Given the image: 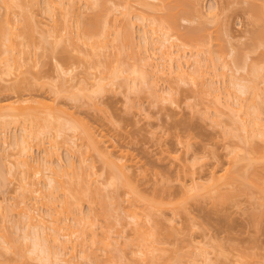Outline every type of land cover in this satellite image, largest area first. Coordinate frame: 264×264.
I'll return each mask as SVG.
<instances>
[{
  "label": "bare ground",
  "instance_id": "1",
  "mask_svg": "<svg viewBox=\"0 0 264 264\" xmlns=\"http://www.w3.org/2000/svg\"><path fill=\"white\" fill-rule=\"evenodd\" d=\"M104 1L106 2L107 0ZM104 1L85 0V6L89 7L91 10V16L89 18L86 17L87 20L82 17L80 8L75 6V0H46L44 7L42 6V14L49 16L51 25H45L41 19L38 18L37 13L34 12V8L36 9V6L39 8V5H41L38 0H0V11L2 12H0V74L2 76H16V72H18L21 67V64L16 62V58L19 55L25 54L24 45L27 47H29V45L33 46L31 43L33 41L36 42L35 36L43 37L42 35H46L51 38L49 42L50 47L52 46L54 49V47L57 48L62 45L66 52H76L79 63L85 65L86 70L95 69L98 72V74H93L94 76L91 73H86L84 78L81 81L79 80V82L73 80L75 77L69 75L68 77L71 76V78L67 77L69 82L73 80L72 82L74 84L79 83V85L72 84V88L77 86L75 89L77 93L79 92V94L75 93L76 95L71 94L72 96L78 97L79 95L85 98L86 103L97 108L95 102H93L95 99L94 97H97L96 95L104 94L115 85H121V87L124 86V88L126 87V89H128H125L127 93H146L152 99V103L155 102L153 104H159V102L163 103L166 102V100L169 101L171 94L169 98L166 97L167 99L163 93L160 94L156 88V81L159 77H162V80L163 77H165V79L169 77V83L171 80L174 85L173 89H180L183 84L187 85L188 83L190 89H192H189V91H191L193 95H198V101L203 104V110L200 115H202L204 119L210 118L211 116L208 113V109L212 107L213 116L211 123L216 127L222 128L223 139L235 141H231L232 143L230 142L231 149L226 154L228 158L226 167L219 170L213 168L207 174L208 176L206 175L205 179H202L200 178L201 176L199 177L196 175V169H194L195 164L186 165L184 162L179 170L183 173L182 177L180 175L176 176L179 190L177 195H173L170 180L165 177V179L160 178L159 182L163 184L161 189L155 192L156 195L145 197L135 184L136 180L134 176L130 173L131 167L136 165L137 161H134L127 152L119 151L112 143L110 137L103 133L102 130L100 131L98 129V131L95 127L87 123L76 125L71 123V121L69 122L66 120L68 121L66 122L65 119L63 120L60 115L61 113L66 115L67 112L59 107V103H57L55 99L47 101L41 98L42 100L33 99L32 101V99L17 96L10 102L0 104L2 105L0 106V122L2 123V127L3 125L8 126V124L14 123L21 125V135L15 137L14 143H12L15 150L14 154L17 153L11 155L12 159L10 154H5V160H2V168H4V161H8L10 166H8L9 168L6 172L10 174L12 178H17L16 180H18L19 182H17L20 184L18 186L24 190L23 193H33L34 196V201L33 199L31 201V198L28 201L20 199V201L16 203L18 207L16 213H20L19 216L22 218V221L25 219L23 222L26 223V229H22V231L26 230V232H24L25 235L23 234L22 236L24 238L23 243L26 242V245L24 244L26 247L24 248V246H22L21 250H19V259H26L25 253L29 250L28 254H30V257L26 253L29 257L26 260L35 258L34 261H38L36 264L40 262V264H43V262H46L45 264H81L82 260H85L89 264H100L98 263L100 260L97 257L99 255L95 253L96 251L93 248L95 243L94 239H96L98 234L95 233V224H93L92 221H102L105 223L104 226L101 227V236L99 235L97 238V241L100 238L99 244L101 248H103L102 250L108 251L109 247L118 245L116 239H112L119 235L114 236L111 231L112 228L121 224L125 227H130L131 231L129 237L123 242V247L121 246L117 251L115 249L116 247H114V254L119 256L114 257V254L113 256L110 255L104 261V264H123L126 260H129L130 264H209V262L211 263L212 261L214 262L211 264H228L229 261L231 262H229V264H261L259 261L260 254L258 249L249 253L251 254L250 256L237 254L232 257L230 253L225 252L222 246L217 243L218 245L214 246V259L211 260L209 251L201 247L202 245L199 244V242L196 244L192 243L194 240H191L192 242L190 241L192 250L188 248V253L185 251L186 255L182 254L179 259L165 256L169 251L168 248L165 247L166 240L174 233V228L171 224L173 221L166 219L165 216L166 213L172 216H189L188 206L190 202L200 203L207 201L214 209H218L230 204L236 205V199L238 197H244L247 199H256L255 201L258 202L257 210H262H260V213L258 211L256 212L258 214H256L254 218L255 228L259 227L258 224L262 223L261 221L264 215V124H262L263 121L261 117H263L264 110L261 109L262 105H259V103L257 104V101H260V99L263 100L262 95L264 94V87H258V83L260 84L262 81L264 83V74L262 73L261 75L262 69L260 68L259 72H254L256 70L253 68L250 69L252 66L243 60L241 62L244 64L239 66L240 61L238 62V60L240 59L233 57V64L235 68L237 66L236 70L248 67L250 71L247 70L249 71L247 73L250 77H248L247 74V77L240 78L241 80L243 79V81L239 80L237 77L228 80L230 83L228 82L227 86H225L227 98L222 101L220 89L214 87L212 82L207 84L204 81V77L206 73H208L204 71V67H208L211 68L213 75L220 76V80H223V84L226 85L227 82L225 80L226 82L224 83L226 72L224 70L225 68L222 67L223 65L219 67L218 71L217 67L219 64L216 66L218 60L215 61L210 57L211 51L209 44L211 43L210 39H207L210 38L209 34L202 35V38H198L189 33V36L186 35V37L184 36L182 38L183 43L179 45L171 44L173 42L170 41L175 39L174 36L177 32V20L178 18L180 19L179 16L189 14V10L191 12L194 11V13L197 12L196 14L198 16L203 15L201 11L197 9L198 4L195 0L191 2L178 1L179 3L175 0L176 5L173 6L170 5L172 3L170 0H159L158 6L163 12V15L155 17L157 14H154L155 16L153 18L156 19L151 18L152 20L149 19V23H142L139 26L140 34L138 37L141 43L134 41L135 27L132 19L137 18L144 22V18H146L145 15L141 13L135 14V17L131 18L132 3H130V0H121L123 7L119 15H121L122 18H117V16H115L116 14H113L114 9L117 7H109L107 2L105 3ZM254 7L257 6L255 5ZM117 10L118 9L115 11ZM16 11L22 19V23L19 26H16L13 19L10 17L11 14H14ZM260 12L261 11L257 13L260 14ZM110 13L113 15H110ZM252 13L255 14L256 12L253 11ZM211 14L212 13H210V15ZM82 19H86L88 22ZM109 19H112V23ZM48 27H51V29ZM111 27L113 28L112 31L110 30ZM147 28H150L149 30L153 37L147 35L149 32ZM172 33H174V36H172ZM110 36L111 38H109ZM26 39L27 44L23 42V40ZM255 39L259 40V36ZM110 43L112 44L113 52L110 50L108 54L107 51L110 47ZM186 46L196 50L194 56H192V51L189 52L190 57L194 60L192 65L189 63L187 58L188 55L186 56ZM134 49H138L139 52L137 53ZM126 50H133L129 58L137 56L138 64H126L127 61L122 57V51ZM140 51L141 54L143 52L145 56H141ZM202 52H207L209 54L208 58L206 57L205 59L211 62L210 65L207 63L206 65H202L205 61L201 62V60L198 59L199 54ZM158 55H160V57ZM157 58L158 60L160 58L161 61L159 65L156 63L158 62V60H156ZM17 64H19V66ZM192 66H194V68L189 70ZM57 69L59 74L62 73L65 75L67 72V70L63 69L61 66H58ZM251 71L253 72L251 73ZM254 73H258L257 75H260L258 76L259 78H253ZM68 74L69 73H67V75ZM67 80L65 79L63 82H68ZM247 80L248 83H246ZM179 85H181L179 88L176 87ZM78 86H80V88ZM229 88H233L234 91L232 92V89L230 90ZM242 96L244 98H242ZM206 97H210V100L204 102ZM174 99L172 100L174 101ZM172 100H170V102H173ZM257 105L261 107H257ZM70 114L72 115V113ZM70 114L68 116H71ZM223 117L228 118V120L230 119L229 124L235 126L234 132L223 128L222 124L224 123L223 120L221 121ZM67 132L71 133L73 138L76 136L87 148L84 147V151H82L83 149H78L79 152L81 151L80 154L77 153L80 164H85L87 159L85 160L84 157H88L89 153H94L99 157V160H103L102 163L105 164L103 165L105 169H103L104 171L107 170L105 173L108 172V180L105 179L107 183L104 185H107V189H110L108 192H105L106 196L104 192H101L102 189L98 187V185L93 184L88 177L89 175L90 177L93 175L95 176L96 172L93 171L92 173L93 166L91 167L92 169H89L91 173H87L88 175L86 174L84 178H79L78 174L73 170L74 165H69L71 166L70 168H72V172L68 171L67 179H64L65 175L57 172L54 167V161L51 158L52 155L55 154V151H57V148L52 154L48 151L46 154L47 157L36 166L34 164L35 162H31V156H28V154H30L28 151L31 147L29 145L31 142H36V145L40 146L44 145V141L47 140L49 150L57 145L58 139H61V141L66 144L70 142L72 145L71 147L75 146L77 143L74 142L75 140H68L69 133L67 134ZM257 139L259 142L263 141L262 144L256 143L255 140ZM178 142L183 143L181 140H178ZM184 143L185 149L188 150L190 148V138L185 140ZM48 148L45 147L44 149L47 150ZM82 155L83 157L81 158ZM163 159L168 160L172 164L177 163L178 167L180 166V160H182L178 154H171L169 152L164 153ZM56 160L58 161V159ZM186 166H188L187 170L185 169ZM28 169H30V171L32 169L34 173L32 171L33 174L26 171ZM2 170L4 169L0 167V178L3 177L4 172H2ZM27 172L29 175L26 177H32L33 175V178L35 179L36 177V180L33 181V178H26L25 173ZM5 175L6 173H4V177ZM155 175L159 176L158 173H155ZM40 183H43V187L47 192V202L43 205L46 207V210L50 211L48 220L40 215V209L37 207L38 198L35 197V194L38 195L42 191L41 188L38 187ZM120 190L130 198L128 200V206L126 209H123L124 211L122 210L123 213L122 211L120 212L121 208H119V203H116V205L114 204V210H110L113 208L110 199L115 200ZM106 198H109L107 201L109 204L111 203L109 206ZM56 201H60L58 210L55 206ZM84 203H86L94 213L97 211L95 215L96 219L94 218L88 222L78 217L80 216V208ZM93 207L97 210H94ZM6 210L7 208L5 211ZM115 210L117 214L116 212H114L115 214L113 213ZM1 216L3 218L4 215L1 214ZM114 216L121 217L122 220L125 221L127 218V221L123 223L124 221H121L120 218L119 223V220L116 221L118 218L116 217L115 220ZM254 216L255 214L253 217ZM2 218L1 221L4 220H2ZM4 218H6V216ZM70 218L77 221L78 227L74 228L67 225L66 221ZM112 219L113 221L111 222ZM258 219L260 220L259 223ZM112 223L115 224L111 225ZM188 228L191 229L192 226ZM48 230H51L50 234L47 232ZM165 230L168 233H166ZM111 234L114 237L111 238ZM74 235L75 238L72 239ZM0 237H2V235ZM3 237L1 238L3 242H1L2 247L0 246V249L3 250L4 253H8L10 251V246L5 245L7 240L4 235ZM111 240L113 242H111ZM27 242L32 243V245L29 244L27 247ZM69 244L70 246H68ZM77 247L80 248L79 251ZM88 249L90 250L88 251ZM110 249L114 251L112 247L109 248L108 253H112ZM116 252L123 253L117 254ZM4 253L2 251L0 252L1 255ZM31 255L34 257L32 256L33 258H31ZM120 255H123L121 258L126 257L127 259H123V261L120 260ZM117 257H119V259H117ZM78 259L79 261H77ZM114 259H117L118 262Z\"/></svg>",
  "mask_w": 264,
  "mask_h": 264
},
{
  "label": "rangeland",
  "instance_id": "2",
  "mask_svg": "<svg viewBox=\"0 0 264 264\" xmlns=\"http://www.w3.org/2000/svg\"><path fill=\"white\" fill-rule=\"evenodd\" d=\"M45 1L46 0H38L41 5H39V8L36 6V9L34 8V12L37 13L38 18H40L45 25H51V19L49 18V16L42 14V6L44 7ZM170 1H172L170 5H176L175 0ZM178 1L191 2L194 0H176V2ZM195 1L198 4L197 9H199V11H201L203 15L198 16L196 14L197 12L194 13V11L191 12L189 10V14L179 16L180 19L178 18L177 20V32H174L176 35L174 36V33H172V36H174L175 39H172L170 41L173 42L171 44L179 45L183 43L182 38L184 36L186 37V35L189 36V33L195 35L194 37L198 38H202L204 35L209 34L210 38L207 39H210L211 43L209 44L211 51L210 57L215 61L218 60L216 63V66L219 64L217 67L218 71L219 67L223 65L222 67L225 68L223 69L226 72V76L224 77L226 79H224V83L226 81L227 82L226 85L223 84V80H220V76L213 75L211 68L208 67H204V71L208 72L204 77V81L207 84L212 82L214 87L219 88L222 101H224L227 98L225 86H227V83L229 82L228 80H231V78L234 79L235 77L241 80L240 78L245 76L247 77V72H249L252 68L256 70L254 72H259L261 68L263 71H261V75L262 73L264 74V0ZM106 2L109 7H117L114 9L113 14H116L115 16L121 19L122 16L119 15L123 7V3L121 2V0H107ZM75 3V6L80 8L82 17L89 18L91 16V10L89 7L85 6V0H75ZM130 3H132L133 5L131 18L135 17V14L140 13L144 14L146 17L144 18V22L137 18L132 19V22L134 23L135 27L134 41L141 43V40L139 41L138 37L140 34L139 26L142 23H149V19L152 20L151 18H153L156 14L157 15L155 17L162 16L163 12L159 9V0H130ZM253 4H255L257 7H254L255 5ZM116 9L118 10L115 11ZM258 10L261 11L260 14H258ZM253 11L256 13H252ZM210 13H212L211 15L213 17L210 15ZM113 14L110 13V15ZM213 14H215L216 16ZM257 14L258 16H260L261 14L262 15L258 17ZM10 17L13 19L16 26L21 25L22 19L18 15L17 11L14 14H11ZM86 19L82 20L85 21ZM87 20L86 22H88ZM109 20H111L110 22L112 23V19ZM49 29H51V27ZM149 29L150 28H147V30ZM110 30L112 31L113 28L111 27ZM147 35L153 37L150 30ZM42 36L43 37L35 36L36 42L33 41L31 43L33 46L29 45V47H27L24 45L25 54L17 56L16 62L21 64V70L19 69V71L15 74L17 77L14 75L2 76L0 74V104L10 102L17 96L32 99V101L33 99L39 100L41 98H44L47 101L55 99L56 102L59 103V107L67 112L66 115L61 113L60 117L63 118V120L65 119V121H71V123H74L76 125L87 123L88 125L95 127L96 130H102L103 133L107 134L110 137L112 143L114 144V146H116L119 151L121 150L123 152H127L133 158L134 161H137V164L131 167L130 173L134 176V179L136 180L135 184L145 197L156 195L155 192H158L163 184L160 183L159 180L160 178L165 179V177L169 178L170 180V186L172 188L173 195H177L179 193V190L178 180L176 181V176L180 175L182 177L183 173L179 170L181 169V165H183L184 162L186 165L192 163L195 164L194 169H196V175L199 177L201 176L200 178L202 179H205L206 175L213 168L219 170L221 168L226 167L228 161L226 154L231 149V141L235 140L230 141L228 139H223V134L221 130L222 128L216 127L213 123H211V119L213 116L212 107L208 109V113L211 116L210 118L204 119L202 115H200L203 110V104L198 101V95H193L192 92L189 91L190 85L188 83L187 85L181 84L182 86H176L178 88L181 86L180 89H173L174 85L172 84L171 80L169 83V77L168 79H165V77H163V80L162 77H159L158 80L156 79V88L158 92L160 94L163 93L165 98H169L170 94L172 96V99L175 98L173 101L170 96V100H172L173 102H170V100H166V102L162 101L163 103L159 102V104H153L155 102L152 103V99L146 93L137 94V92L130 91H128L130 93H127L125 91L126 87L124 88V86L121 87V85H115L104 94L96 95L97 97H94L95 99L93 100V102H95L97 106V108H95L91 104L86 103L85 98H82L79 95L78 97L71 95L77 93V90L75 89L77 86H75V88H72V84L79 85V83L74 84L72 81L75 80L76 82H79V80L81 81L84 78V75L86 73H91L93 75L95 73L98 74V72L95 69L86 70L85 65L79 63L77 59L78 55L76 52H66L63 49L62 45L58 46L57 48L54 47V49L51 46V48L49 46L51 38L46 35ZM257 36H259V40L255 39L257 38ZM109 38H111V36ZM23 42L27 44V39L23 40ZM186 47V56L188 55L187 58L189 60V63L192 65L194 63V60L190 57L189 52L192 51V56H194L196 50L188 46ZM110 50L113 52L111 43L107 51L108 54L110 53ZM134 50H136L137 53L139 52L138 49ZM131 51H122L123 59L127 61V65L138 64L137 56H135L134 58H129ZM140 55L145 56L143 52L141 54V51ZM158 56L160 57V55ZM208 56L209 54L207 52H202L199 54L198 59L201 60V62L205 61V63H202V65H206V63L209 65L211 64L210 61L205 59L206 57L208 58ZM233 57L240 59H237L238 62L240 61L239 66H242L244 64L243 62H241L243 60L252 67L250 69L248 67H244L241 70H236L237 66L235 68V65L233 64ZM156 60H158V58ZM160 62L161 61L159 58L158 62L156 63H158L159 65L161 64ZM19 64L17 65L19 66ZM58 66H61L63 69L67 70L65 75H63L62 73H58ZM192 68H194V66L190 67L189 70H191ZM252 72L253 71H251V73ZM67 73L69 74L67 75ZM257 74L258 73H254L253 78H259L258 76L260 75ZM69 75L75 77H72L73 80L70 82L67 80V77ZM248 77H250L249 74ZM68 78H71V76ZM65 79L68 82L65 81L64 83L63 80ZM241 81H243V79ZM246 83H248V80ZM262 83H258L259 88L264 87V83ZM78 87L80 88V86ZM233 88L229 89H232L233 92ZM77 94H79V92ZM242 98L244 97L242 96ZM262 99L264 100V94L262 95ZM208 100H210V97H206L204 102H207ZM263 100L260 99L261 102L257 101V104L259 103V105H262V107L258 105L257 107H261L262 110H264ZM68 112L72 113L73 116ZM69 114L72 117L68 116ZM262 116V124H264V112ZM76 119L79 121H77ZM222 120L224 123L222 124L223 128L231 132L235 131V126L229 124L230 119L228 120V118L223 117L221 121ZM1 124L2 123L0 122V167L1 169H4L2 170V172L6 173V175L4 177L3 173L2 178L4 179L0 178V181L2 180L0 182V222H2L0 223V236L2 235L3 237L4 235L6 237L7 243L5 245L10 246V249L8 248L10 251L8 253H4V251L0 249V252L2 251L5 254H0V264H36L38 261H34L35 258H33V255H31V258H33L32 260H26L30 257V254H28L29 250L26 251L29 257L24 252L25 258H27L19 259V250H21L22 246H24V248L26 247V242L23 243L24 238L22 237L24 232H26V230L22 231V229H26V223L23 222L25 219L22 221V218L19 216L20 213H16V211L18 210L16 203H18L20 199L28 201L31 198L32 201V199L34 198L33 193H23L24 190H22V188L18 186L20 184L18 183L19 181L16 180L17 178H12L11 175L6 172V170H8L9 168L8 166H10L8 161H4V168H2V160H5L4 157L7 155V153L11 156L15 152L12 143H14L13 141L15 137L21 135V125L14 123L8 124V126L3 125L2 127ZM68 133L69 132H67V134ZM75 137L76 136H74L73 138L71 133L68 134V140H75L74 142L77 143L76 145L78 147L76 145V147H71L72 145L70 144V142L69 144L67 143V145L66 143L62 142L61 139L57 140V145L54 146L51 150H49L48 148L47 140L44 141V145L40 146H37L36 142H31V144H29L31 147L28 151L30 152L28 156H31V162H35L34 164L36 166L39 162L43 161L45 157H47L46 154L48 153V151H50V153L52 154L57 148V151H55V154L52 155L51 158L54 161V167L56 168L57 172L65 175L64 179H67L66 177L68 171L72 172V168H70L71 166L69 165H74L73 170L75 171V173L78 174L79 178H84L87 173H91V171L89 172V169L93 166V169H91L92 173L93 171L96 172L95 176L93 175L92 177H90L89 175L88 177L90 178L91 182H93V184L98 185V187L102 189L101 192H108L110 189H107V185H104L105 183H107L106 180H108V172L105 173L107 170L104 171L105 168L103 165L105 164L102 163L103 160H99V157L96 156L94 153H89V155L86 154L88 155V157L85 155L87 158L84 157L85 160L87 159L86 162L84 161L85 164H80L78 158L79 156L77 153L80 154L81 151L79 152L78 149H83L84 147L86 148V146L82 144V141ZM187 138H190V148L188 150H186L184 147V141L188 140ZM178 140H181L183 143H179ZM2 141L5 146L3 145ZM255 142L258 144H262L263 141L259 142L257 139L255 140ZM45 147H47L48 149H44ZM82 151H84V149ZM165 152H169L171 154L176 155L178 154V156H180V159H182L180 160L181 162L179 161L180 168L178 167V164L176 162L175 163L177 165L174 163L173 165L168 160L163 159ZM82 157L83 155L81 156V158ZM56 159H58L59 162ZM187 167L188 166H186L185 168L186 170ZM26 171L31 172L32 169L31 171L30 169ZM28 172L25 173V177L29 175ZM32 172L34 173V171ZM155 173H158L159 176H156ZM26 178L32 179L33 175L32 177L28 176ZM32 180H36V177ZM38 187H40L42 191L38 195L35 194V197L38 198L37 207L40 209V215H42L46 220H48L50 211L46 210V207L43 205L47 202V192L43 187V183H40ZM117 195V198L115 197L116 201L114 199H110L113 204V208L110 207L112 208L110 210H114V206L116 205V203H119V208H121V212L128 206V200L130 198L126 194H124L122 190H120ZM107 200H109V198H106V201ZM255 200L247 199L244 197H238L236 199V205L230 204L228 206L218 209H214L212 206H210L207 201H203L200 203L190 202L188 206L189 216H172L169 213H166V219H170L173 221L171 224L174 228V233L171 237L166 240L165 247L168 248L170 252L168 251L165 256H170L172 258L179 259L182 254H185V251H187L186 253H188L189 249L192 250V248L190 247V241L194 240L196 242H191L195 244L199 242V244L202 245H200L201 247H204L206 250L209 251V257L211 260H213L215 256L214 246L218 245L217 243H219L222 246V249L225 252L230 253L232 257L237 254H245L246 256H250L251 254L249 253H251L255 249H258V252L260 254L259 261L261 264H264V215L262 214V223L258 224L259 227H256L258 228L256 229L254 224V218L256 217V214H258L256 212L258 211L260 213V210L262 209L257 210L258 202ZM59 204L60 201L55 202L57 210L59 209ZM107 204L109 206L111 203L109 204L108 202ZM6 208L7 210L5 211ZM80 209V216L78 217H80L84 221L89 222L90 220H93L96 217L95 215L97 214V211L96 213H94V211L90 209V207L86 203L82 204ZM93 209L97 210L94 207ZM114 212H116V210L113 211V213ZM1 214L4 215L3 218ZM254 214L255 216L253 217ZM5 216L6 218H4ZM1 218L2 220L4 219L5 222L4 220L1 221ZM117 218L118 219L116 221H118L121 217ZM112 221L113 219L111 220V222ZM121 221H124L123 223H125L127 221V218L126 221L122 220L121 218ZM92 222L93 224H95V233L98 234L96 239H94L95 243L93 245V248L96 251L95 253L100 256V258L99 256H97L100 260L98 263L104 264V261L110 255L113 256V254L115 253V249L117 251V249L121 248L123 242L126 241L125 239L129 237V234L131 232L130 227H125L124 225L119 224L118 226L115 225L116 227L112 228V234L114 236L119 235L118 237L116 236V238L112 239H116L118 245L112 246L110 244L113 249L114 247L116 248L114 249V251L110 249L112 253H108L109 248L112 247H109L108 251L102 250L103 248H101V245L99 244L100 238L97 241L98 236H101V227L104 226L105 222ZM118 222L120 223V220ZM259 222L260 220L258 221V223ZM66 223L68 226H72L74 228L78 227L77 221L72 220L71 218L66 221ZM114 224L112 223L111 225ZM189 226H192V228L189 229ZM47 232L50 234L51 230H48ZM165 232L168 233L166 230ZM112 234L111 238L114 237ZM2 237H0L1 247V242H3L2 240L4 239V237L3 239H1ZM73 238H75V235L72 236V239ZM112 240L111 242H113ZM29 244L32 245V243L27 242V247L29 246ZM68 246H70V244ZM77 250L79 251L80 248L77 247ZM89 250L90 249H88V251ZM121 253L123 252H118L117 254ZM77 254L79 253L77 252ZM116 256L119 255L114 254V257ZM122 256L123 255H120V260L123 261V259H127L126 257L121 258ZM79 259L77 261H79ZM117 259H119V257H117ZM117 259L114 260L117 261ZM213 262L214 261H212L211 263ZM45 263L46 262H43V264ZM211 263L209 262V264ZM81 264L89 263H87L85 260H82ZM123 264H130V261L126 260L125 263L123 262Z\"/></svg>",
  "mask_w": 264,
  "mask_h": 264
}]
</instances>
